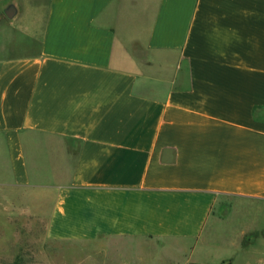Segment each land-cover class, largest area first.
Segmentation results:
<instances>
[{"label": "crops", "instance_id": "0c3cea01", "mask_svg": "<svg viewBox=\"0 0 264 264\" xmlns=\"http://www.w3.org/2000/svg\"><path fill=\"white\" fill-rule=\"evenodd\" d=\"M41 2L0 0V185L99 264H264V0Z\"/></svg>", "mask_w": 264, "mask_h": 264}, {"label": "rangeland", "instance_id": "374dc122", "mask_svg": "<svg viewBox=\"0 0 264 264\" xmlns=\"http://www.w3.org/2000/svg\"><path fill=\"white\" fill-rule=\"evenodd\" d=\"M44 1L33 0L34 3ZM13 36L15 46L6 51L8 55L24 50L18 31ZM47 210L34 191L0 185V264H99L98 245L93 247L83 242L56 241L47 237ZM207 235L193 254L168 245L159 250L154 264H195L192 262L196 261L218 264L220 258L239 256L232 245L237 237L235 231H218L215 243H212L211 234ZM221 264H230V261L226 259Z\"/></svg>", "mask_w": 264, "mask_h": 264}, {"label": "trees", "instance_id": "16d2710c", "mask_svg": "<svg viewBox=\"0 0 264 264\" xmlns=\"http://www.w3.org/2000/svg\"><path fill=\"white\" fill-rule=\"evenodd\" d=\"M260 236H264V232L260 233V232H255L250 234L249 236H247L243 242L244 246H247L248 244H250L254 239L260 237Z\"/></svg>", "mask_w": 264, "mask_h": 264}]
</instances>
